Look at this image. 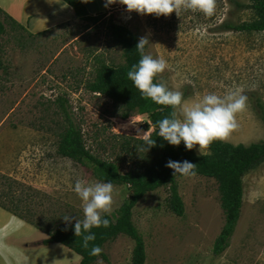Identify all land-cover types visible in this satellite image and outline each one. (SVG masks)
Returning <instances> with one entry per match:
<instances>
[{
  "label": "rangeland",
  "instance_id": "obj_1",
  "mask_svg": "<svg viewBox=\"0 0 264 264\" xmlns=\"http://www.w3.org/2000/svg\"><path fill=\"white\" fill-rule=\"evenodd\" d=\"M97 16L96 22H71L38 35L3 19L0 202L40 227L37 236L17 243L20 248L47 238L49 231L66 223L65 215L72 217L71 222L83 220V202L74 192L75 183L101 182L90 168L57 155L64 124L58 98L66 101L86 148L96 157L127 172L147 156L138 152L131 159L123 147L144 140L137 137L138 130L140 135L147 131L150 135L154 128L146 127L147 118L134 113L123 120L119 105L87 88L100 62H123L121 48L108 36L110 22L129 28L138 41L149 40L145 53L163 57L168 64L157 81L182 91L189 105L209 93L223 96L239 91L247 96L245 109L236 114L238 127L223 141L264 142V124L256 105L258 101L264 106V33L220 28L225 19L249 21V12L234 13L227 0H216L211 17L190 10H182L179 16L175 12L140 15L127 12L119 3ZM192 150L201 156L198 145ZM202 152L208 154L207 148ZM113 185L110 215L117 214L129 197L128 186ZM177 188L184 205L182 216L169 208L168 187L148 193L133 209V222L145 243V264H264V163L243 177L240 218L221 256L213 254L225 222L216 181L197 174L182 176L177 178ZM133 248V240L122 234L103 245L106 259L100 257L95 264H132Z\"/></svg>",
  "mask_w": 264,
  "mask_h": 264
},
{
  "label": "trees",
  "instance_id": "obj_2",
  "mask_svg": "<svg viewBox=\"0 0 264 264\" xmlns=\"http://www.w3.org/2000/svg\"><path fill=\"white\" fill-rule=\"evenodd\" d=\"M70 6L75 16L82 21L96 22L98 16H91L81 0H62ZM232 5L234 13L249 12V21L235 22L225 19L220 28L224 31L239 33H264V0H227ZM233 13V12H232ZM4 17L17 24L0 8V37L6 33ZM25 30V29H24ZM108 36L122 50L123 62L121 64L99 63L94 79L87 84L88 90L111 99L122 108L120 118L128 119L132 114H138L147 118V128H154L150 133L151 139L156 141L154 147L147 150L144 140H135V144H127L124 153L131 159L138 152L147 153L144 162L130 168L127 172H121L120 166L115 162L102 160L93 155L85 146L84 137L79 125L76 124L70 113L66 101L58 98L60 114L64 124L59 133L56 144V153L62 158L81 163L90 168L96 179L101 182L111 181L112 184L126 185L129 187V197L119 208L117 214H105L103 218L109 220V227H93L90 232L96 236L95 241L89 242L88 248L83 247V235L76 237L74 233L75 222L58 225L48 233V237L33 246H47L54 243L62 244L80 257L79 264H95L98 258L106 259L101 252L98 256L90 255L93 245L101 248L107 241L116 239L120 235H126L134 242L132 252V264H145L146 251L144 239L133 222V209L148 193L168 187L169 208L177 216L184 213V205L178 194L177 178L183 175H173V170L165 165L169 160L183 162L185 160L197 165V175L213 178L220 194V205L224 213L225 222L217 236L213 254L221 256L229 247L231 238L237 227L243 205V177L244 175L264 163V142L244 144H231L221 140L213 141L207 148L208 154L196 155L193 150H187L183 142L179 146L170 145L158 136V121L170 116L173 109L168 106L156 104L151 99L141 96L133 82L127 78V73L133 64H137L140 55L136 45L138 38L126 26L110 22L108 24ZM1 66V63H0ZM158 82L154 78V83ZM261 120L264 124V106L258 101ZM4 196H9L4 193ZM11 197H9L10 199ZM0 207L20 219L31 224L36 229L39 225L32 220L18 215L14 209L0 202ZM87 234V233H85ZM26 247H32L26 245Z\"/></svg>",
  "mask_w": 264,
  "mask_h": 264
},
{
  "label": "clouds",
  "instance_id": "obj_3",
  "mask_svg": "<svg viewBox=\"0 0 264 264\" xmlns=\"http://www.w3.org/2000/svg\"><path fill=\"white\" fill-rule=\"evenodd\" d=\"M82 2L87 3L89 0ZM115 3L126 6L129 13L155 14L157 17L169 16L173 12L179 16L182 10L199 11L211 17L216 9V0H106L105 7ZM148 44L146 37L139 39L135 49L141 58L137 64L132 65L127 78L143 98L173 109L170 116L158 121V136L173 146H179L183 142L187 150L198 145L199 154L203 156V149L208 148L213 141L227 140L230 133L238 127L236 114L245 109L247 96L239 91H230L223 96L209 93L200 101L189 105L184 101L182 91L169 89L164 82L154 83V78L163 73L168 64L163 57L154 58L151 54H146L145 47ZM139 132L140 130L137 137L144 139L147 150L155 146L156 141L151 139L148 131L142 135ZM165 166L173 170L174 177L177 174L196 175L197 165L187 160H169ZM74 192L83 202L84 214L83 220L76 219L74 233L76 237L83 235V247L87 249L89 242L96 239L90 230L110 225L109 220L103 217L111 212L114 185L111 181L89 184L85 180H77ZM63 220L70 223L72 217L65 215ZM102 251L100 246L93 245L90 255L98 256Z\"/></svg>",
  "mask_w": 264,
  "mask_h": 264
},
{
  "label": "crops",
  "instance_id": "obj_4",
  "mask_svg": "<svg viewBox=\"0 0 264 264\" xmlns=\"http://www.w3.org/2000/svg\"><path fill=\"white\" fill-rule=\"evenodd\" d=\"M82 3L91 16L101 14L106 8L104 0ZM0 8L32 35L82 21L62 0H0ZM18 220L0 207V264H79L80 257L59 243L20 248L17 243L37 236L38 229Z\"/></svg>",
  "mask_w": 264,
  "mask_h": 264
}]
</instances>
